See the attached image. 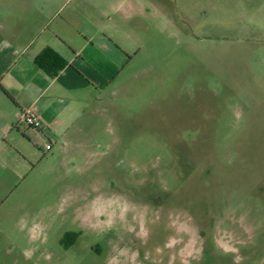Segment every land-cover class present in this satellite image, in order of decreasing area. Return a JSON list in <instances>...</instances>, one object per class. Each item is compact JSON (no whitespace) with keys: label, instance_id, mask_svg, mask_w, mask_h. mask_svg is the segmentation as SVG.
Returning a JSON list of instances; mask_svg holds the SVG:
<instances>
[{"label":"rangeland","instance_id":"374dc122","mask_svg":"<svg viewBox=\"0 0 264 264\" xmlns=\"http://www.w3.org/2000/svg\"><path fill=\"white\" fill-rule=\"evenodd\" d=\"M80 1L58 19L120 2ZM145 1L66 140L0 151V264H264V0ZM25 11L0 0V42Z\"/></svg>","mask_w":264,"mask_h":264},{"label":"crops","instance_id":"0c3cea01","mask_svg":"<svg viewBox=\"0 0 264 264\" xmlns=\"http://www.w3.org/2000/svg\"><path fill=\"white\" fill-rule=\"evenodd\" d=\"M16 2L23 3L26 9L17 17L25 18L30 27L16 33L25 36L23 43L0 42V151L16 142L22 144L25 139L37 146L46 139L50 149L66 140L65 131L88 112L98 99V90L102 94L110 79L129 60L121 40L125 31L122 23L111 22L109 14L121 12L122 19H128L141 11L146 1L120 0L117 7L111 6L109 10L93 8L85 18L78 3L60 19L58 11L69 0ZM80 3L94 5L90 0ZM82 18L93 27L91 30H82L83 24L88 26L81 22ZM115 34L117 39H113ZM46 48L67 63L54 77L34 62ZM26 110L38 114L43 125L39 132L22 123L21 115Z\"/></svg>","mask_w":264,"mask_h":264},{"label":"trees","instance_id":"16d2710c","mask_svg":"<svg viewBox=\"0 0 264 264\" xmlns=\"http://www.w3.org/2000/svg\"><path fill=\"white\" fill-rule=\"evenodd\" d=\"M34 62L50 77H54L67 64L60 55L49 48L44 49L34 59Z\"/></svg>","mask_w":264,"mask_h":264},{"label":"built area","instance_id":"2783aa9c","mask_svg":"<svg viewBox=\"0 0 264 264\" xmlns=\"http://www.w3.org/2000/svg\"><path fill=\"white\" fill-rule=\"evenodd\" d=\"M22 123L35 132H39L42 128V122L37 113L33 110H26L21 115ZM39 149L46 151L49 149V144L46 141H43L39 144Z\"/></svg>","mask_w":264,"mask_h":264}]
</instances>
